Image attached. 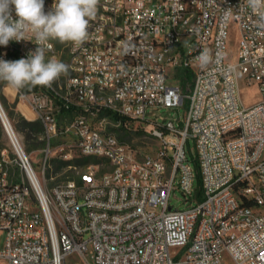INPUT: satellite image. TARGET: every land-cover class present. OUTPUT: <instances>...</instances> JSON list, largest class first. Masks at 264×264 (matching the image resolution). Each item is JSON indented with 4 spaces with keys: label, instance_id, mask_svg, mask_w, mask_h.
I'll list each match as a JSON object with an SVG mask.
<instances>
[{
    "label": "built area",
    "instance_id": "built-area-1",
    "mask_svg": "<svg viewBox=\"0 0 264 264\" xmlns=\"http://www.w3.org/2000/svg\"><path fill=\"white\" fill-rule=\"evenodd\" d=\"M53 3L44 0L45 12ZM257 20L247 0H99L83 45L49 41L46 60L62 61L68 73L20 98L43 126L39 172L8 119L1 122L14 159L0 153V264H264V29ZM25 39L0 45V59L27 58L38 45L30 31ZM205 48L214 60L223 53L219 64L198 65ZM182 70L191 75L186 92ZM241 85L256 86L259 102L240 105ZM184 103L182 120L148 114ZM105 112L124 118L126 129L145 124L157 150L140 158ZM64 114L71 121L59 132ZM58 134L69 140L51 145ZM73 150L97 163L67 166L79 170L77 179L48 187L50 162L71 161ZM175 189L182 211L169 205Z\"/></svg>",
    "mask_w": 264,
    "mask_h": 264
},
{
    "label": "clouds",
    "instance_id": "clouds-1",
    "mask_svg": "<svg viewBox=\"0 0 264 264\" xmlns=\"http://www.w3.org/2000/svg\"><path fill=\"white\" fill-rule=\"evenodd\" d=\"M98 4L99 0H54L51 10L45 12L44 0H0V45L6 47L10 41L26 40L29 31L38 45L27 58L0 59V81L19 90L29 85L47 87L66 75L67 64L56 58L46 60V51L53 48L49 41L83 45L89 39L90 21L97 15ZM247 5L257 13V24L264 29V0H247ZM222 57L223 53L217 51L214 60L211 50L205 48L195 60L207 69L212 63L219 64Z\"/></svg>",
    "mask_w": 264,
    "mask_h": 264
},
{
    "label": "rangeland",
    "instance_id": "rangeland-1",
    "mask_svg": "<svg viewBox=\"0 0 264 264\" xmlns=\"http://www.w3.org/2000/svg\"><path fill=\"white\" fill-rule=\"evenodd\" d=\"M233 39H236L235 35H232V40ZM234 43H235V40L233 41V44L231 46V52L233 54L235 53ZM167 85L168 86H179V83L167 81ZM29 86H26L23 89L17 90L11 87L10 85H8L6 82L0 81V98L1 97L3 98L4 96L3 90H2L3 87H5L4 88L5 90H7L6 94L7 96H9V98H6L4 96L5 107H2L1 102H0V107L4 115L8 119L12 129L14 130L16 135L20 138L24 151L27 153L28 156H30L34 170L39 172L41 170V163L43 161L42 151L44 150L46 146L44 134L43 133L40 135L31 134L29 137H27L26 132H21L16 129V122L19 119H24V120L31 121V122H39L37 121V119H35L34 115L31 113L30 108L27 106L24 100L20 99L21 96H26V94H24V91L28 90ZM38 91L39 90H36L34 93ZM239 101H240V105L244 106L245 108H250L257 102H259V94L257 92L256 86L246 88L243 85H241ZM186 108L187 106L184 103L183 105L173 110L149 109L148 114L150 116V119L164 118L167 120H182L185 116ZM152 113L154 114L153 116H151ZM71 117L72 116L70 114H64L62 117L59 118L58 120L59 132H63V130L65 129V126H67L70 123ZM131 126L133 127V131H134V130H137L138 128L144 129L145 124L135 123V124H132ZM108 127L111 128V125H108ZM0 134H1L0 153L5 152L7 159L9 161H12L14 159V155L12 153L11 144L4 131L1 121H0ZM130 136L131 138L129 142H126V144L134 148L135 150H137L140 158L145 155L153 154L158 148L157 142L151 136H149V134L146 131L144 135H141V136L133 135V134ZM67 140H69V136L67 135L61 136L58 134L56 138L51 140V145L55 146ZM186 149L191 150L192 155L193 156L195 155L193 141L188 142ZM71 156H72V160L80 157L79 154L74 150L71 152ZM51 162H50V169H48L47 172H50L53 168ZM9 168L14 178H16L19 175V172L16 168L15 163L12 162L9 165ZM77 171L79 170L77 169ZM77 171L73 169H66L65 171L64 169L61 172L54 175L55 176L54 181H47L46 185L49 187L50 185H53L55 183H61L65 181L67 177L72 178V179H77V175H76ZM174 186L175 188H177V182ZM195 187H196V180H195ZM169 205L172 207L173 210L177 209V210L182 211L185 209L186 205L184 204L183 198L177 189L171 192V195L169 198Z\"/></svg>",
    "mask_w": 264,
    "mask_h": 264
},
{
    "label": "trees",
    "instance_id": "trees-1",
    "mask_svg": "<svg viewBox=\"0 0 264 264\" xmlns=\"http://www.w3.org/2000/svg\"><path fill=\"white\" fill-rule=\"evenodd\" d=\"M179 74L183 76V79L180 82L181 87L183 90L186 92L191 88V75L187 71H179ZM39 89V86H29L28 90L24 91V94H30L35 92L36 90ZM7 90L4 89V94L7 96ZM9 98V96H7ZM0 102L2 104V107H5V102H4V96L3 98H0ZM103 115L107 116L110 121L113 123H120V128L116 130V135L117 138L119 139L120 142L126 143L129 142L131 136L130 135H144L145 130L144 129H137L133 131V127L130 125L128 129L124 128V124L126 123V120L122 117H119L116 114L110 113V112H105ZM16 129L21 131V132H26V136L29 137L31 134L33 135H40L43 133V126L40 122H31L27 121L24 119H19L16 122ZM0 139H1V134H0ZM90 163H97L95 161H91L90 159L86 158H76L71 161H61V160H53L51 162L52 164V170L50 172H47L46 176L49 177V175H56L57 173L61 172L64 170L67 166H73V167H82ZM193 168L195 171V180H196V187H197V192L200 194L201 192V179H200V174H199V168L194 160L193 162Z\"/></svg>",
    "mask_w": 264,
    "mask_h": 264
},
{
    "label": "water",
    "instance_id": "water-1",
    "mask_svg": "<svg viewBox=\"0 0 264 264\" xmlns=\"http://www.w3.org/2000/svg\"><path fill=\"white\" fill-rule=\"evenodd\" d=\"M0 111H1V113H0V121L2 123H5L6 122V116L4 115V113H3L1 108H0Z\"/></svg>",
    "mask_w": 264,
    "mask_h": 264
},
{
    "label": "bare ground",
    "instance_id": "bare-ground-1",
    "mask_svg": "<svg viewBox=\"0 0 264 264\" xmlns=\"http://www.w3.org/2000/svg\"><path fill=\"white\" fill-rule=\"evenodd\" d=\"M1 108V107H0ZM0 113H1V111H0Z\"/></svg>",
    "mask_w": 264,
    "mask_h": 264
}]
</instances>
